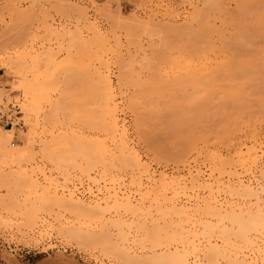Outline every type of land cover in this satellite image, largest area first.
<instances>
[{"label":"bare ground","instance_id":"6f19581e","mask_svg":"<svg viewBox=\"0 0 264 264\" xmlns=\"http://www.w3.org/2000/svg\"><path fill=\"white\" fill-rule=\"evenodd\" d=\"M71 5L69 4L66 9H68L69 14H76V32L67 30L59 36L63 35L71 39L72 42L69 43V46L76 43V66H74V61H70L69 58L67 59L70 62L69 64L65 59L62 65L60 62L58 65L54 62V59L57 58H54V51L52 50L51 52L47 50L48 53L45 51L47 55L45 57L41 56L42 58L39 57L40 55L26 56L27 52V54H16L17 52H14L16 56L8 55L4 57V55H7L5 54L7 52H4L8 48L6 43L11 41H9V38H4L5 42L0 39V50L4 53L0 57V70L6 71L11 76L14 73L15 76L13 77L21 79L16 87L11 86V88H13V92H22L25 98L20 107L21 113L25 115L24 118H27L25 122L29 125L22 146L13 144L15 134L12 129L4 130L0 128V166L10 163L11 165H9L12 168L15 166L20 168L23 167V164H28V166L32 164L38 155L35 153V146L37 139H39L37 146H39L41 157L44 160L46 159L45 161L49 166L55 168V172L62 173V176L65 174V181L69 182L68 177L70 175H66L68 174L66 172L69 170L68 168L72 169L73 172L75 170L80 173L81 175H79L83 176L85 181L92 183L95 187L100 186V181L109 182V186L114 187L124 180L126 181L127 179H124V177L129 175V186L140 191L137 193L133 191L136 195L139 193L140 198L138 196L139 199H136L132 194H128L130 192L127 194L120 193V189L116 191L115 187L105 188L106 195L104 198L95 201L91 199L92 201L88 202L77 196L75 198L69 193L68 195L58 193V195L54 193L55 191L50 190V187L52 188L56 182L55 179L51 178V173L48 177L44 171H39L44 184H46L42 186L34 175L35 172L28 174L27 171L32 169L27 170V167V171L24 169L6 174L3 173V170H0V185L3 184L2 187H4V184L11 185L13 183L17 187L21 186V189L28 190L30 193L28 196L35 198L30 204V209L28 208L33 212L42 209L43 211L46 210L48 214L51 211L50 208H52L55 211L57 210L59 218L60 213L63 215L61 220L67 216L70 219L72 218L75 221L73 222L74 225L69 226V228L58 229L63 233L60 235H63V238L67 241L89 249H100L105 255L111 254L110 257L113 254L116 259H120L124 264H264V203H262L264 181L262 182L259 179L264 178V132L258 127L264 122V50H259L260 44L256 42V38L259 41H264L263 17L258 18L261 24L256 22L255 27L257 28L251 25L254 29L245 30V25L242 24V28L238 26L236 24L237 19L235 20L232 16L237 26L232 24L234 26L232 27V34L229 32L230 35H228L229 37L232 35V37L228 38L229 41L227 42L226 33L224 32V34L221 31L222 29L215 27L216 21L215 23L212 22L215 18L219 20L221 16L220 18L219 16L212 17L213 19L209 20L211 13L217 11V9H219L217 11L220 13L219 15L222 13L220 12L222 8H220L221 5L218 0H204L201 9L196 6L195 16L184 26L163 27L149 21L144 22L137 19L122 22L119 12L120 15L117 14L118 16H115L113 20L120 26L118 27L115 24L113 30L110 33L108 32L109 34H104L88 22L86 9L75 8V6L73 7L74 4L71 7ZM61 7L64 8L62 5ZM242 9L244 8L242 7ZM57 12L59 11L57 10ZM262 13L264 16V11ZM102 14L100 11V15ZM104 14L102 17L107 18V13L104 12ZM212 14L215 16L217 13ZM227 15L225 14V16ZM80 22L86 25H83L84 32L78 28ZM120 23L125 27L122 28L123 26L121 27ZM250 24H252V21ZM225 25L223 26L225 27ZM246 25H249V23H246ZM117 27L122 28L121 30H124V33L117 30ZM133 27L135 28L134 34L136 33L137 37L133 35ZM115 28L121 35L125 34L123 37L125 42L122 41V38L120 39L121 36L116 35ZM248 31L251 34H248ZM85 32L88 34H86L87 36H85ZM141 34L142 36L144 34L146 38L144 43L140 39ZM22 37L24 38L22 39L23 42L24 40L27 42V37ZM21 38L19 37V39ZM19 39L17 37L16 40L19 43H14V45L21 44L22 40ZM64 39L67 41L66 38ZM254 39L253 43L256 44L251 45ZM63 40L59 44L64 43ZM230 44L232 45V51L229 49L231 48ZM66 46L68 45L66 44ZM60 49L58 53H60ZM246 49H249L251 55L255 56L252 58L247 57L249 51ZM260 49H262L261 46ZM255 51L259 52L255 53ZM67 53L70 52L67 50ZM257 55H259V59L255 58ZM72 62L73 64H71ZM71 66L74 67L71 68ZM73 70L76 71V137H66L67 134L65 136V133L63 138L58 135L53 137L52 133V137L49 135V140L45 137L40 139V137L38 138L40 128L44 127V130H46L45 127L56 129L57 124L60 125L61 122L65 123V121L68 123V118L69 122L73 123L71 121L73 115L71 118L70 113L66 110L70 104L69 102H71L66 88L70 83L71 76H73V73H69ZM113 70H116L117 77L114 76ZM26 74L31 75V79ZM113 78H116V82ZM59 88H64L61 90L62 93L59 94L60 98L52 100L50 94ZM173 91L185 93L186 91H197V93L200 92L199 94L201 92L208 94L210 92H223V94H225L224 92H230L229 95H226H228V98L231 97L232 100V120L228 122L232 123V134H230L232 142H227V144L230 143V146L232 145L231 158H225L216 149H211L209 144L211 138L208 139L207 136L198 135L196 137L186 134L187 136L181 135L178 137L180 133L173 135L170 132L173 133L175 130H167V133L173 137L168 135V138L164 139L165 134L163 132L166 131V125L165 130L160 131V134L161 132L164 134V140L161 135H158L159 131L156 135L155 140L158 144L152 150L154 154L153 158H150L151 160H142L139 154L134 151L131 147L129 129L122 120L121 115L127 111L128 113L132 112V115L135 116L134 126H140L142 120L147 118H152V121L156 119L155 121H157L161 116L159 115V109L158 111L155 110L160 101L162 103V100L161 97L156 96L164 95V93L168 95ZM136 94L144 95L145 100L140 101L141 98H138ZM148 101L156 102L149 103L150 105L147 104L146 106L145 102L148 103ZM140 102H144L145 107ZM137 104L143 107L142 109L146 112V115L138 112L142 109ZM167 106H164L166 109L162 106V109L166 111ZM172 106L175 109L173 108L174 110L170 111ZM172 106L166 112L170 111L172 113L175 111V114L167 116L168 121L176 124V126H180L186 120L189 122V118L193 119L197 116L198 110L194 114L196 116L190 117L189 114L184 116V113L182 115L183 113L179 111L181 106L173 104ZM159 107L161 108V104ZM45 108H49L46 114H44L47 111H45ZM176 109H178L177 113ZM201 109L203 110V108ZM157 112H159L158 116H155ZM216 113L214 112V114ZM60 115H62V120L59 118ZM204 116L205 112L202 118ZM215 117L218 118V115H215ZM215 117L210 115L207 118L208 121H206L209 122L210 118L215 119ZM197 118V121L202 120L204 122V119H200V115ZM219 118L224 119V121L227 120L222 116H219ZM214 119L210 121L214 122L216 120ZM228 120H230L229 117ZM158 122H156L157 125H161ZM192 122L195 121L192 120ZM146 123L147 121H144L143 125ZM143 125L141 126L143 127ZM157 125L155 127H158ZM196 125H194L196 128L205 126L199 125L198 122ZM62 126L64 125L62 124ZM162 126L164 127V125ZM176 126L174 125L175 128ZM137 127L134 132L144 133L142 128L138 129L140 127ZM220 127L216 129V132L219 133L220 131L221 133L223 131L219 129H224V127ZM52 128H49L50 131L47 133H51ZM226 129L224 131H228ZM44 130H42L43 133H45ZM176 130L181 131V129ZM197 130L199 131V129ZM197 130L195 132L198 133ZM139 136L141 135L139 134ZM158 136H161L159 141ZM214 139L213 141H215ZM220 139V137L219 139L216 137L218 144L222 140ZM227 139H225V142L228 141ZM142 141L140 140V142ZM198 143L203 144L207 149L199 151L197 148ZM146 145H149L150 149L154 143ZM223 146L225 147V144ZM225 148L228 149L227 145ZM149 149L148 151L152 152V148ZM58 150L60 153H58ZM199 160H203L201 165H205V167L203 166L205 171L200 168L201 166H198ZM166 162L169 165L170 162L180 164V166L183 165L186 170L168 174L166 170L156 173L152 169V164L155 163L159 167ZM166 165L168 164L166 163ZM183 166L181 167L183 168ZM43 169L45 170V168ZM95 173L99 174L98 178L92 177ZM79 184L82 185L81 181ZM118 188L120 187L118 186ZM87 194L90 197L97 198L101 193L99 189V193L95 194L92 188L89 187ZM3 198L0 200V205L5 209L7 201ZM19 210L22 211L21 207ZM5 212L11 214L8 209H5ZM27 213L29 219L24 216L27 222L24 220L28 224L25 227L32 229L35 226L38 229L37 217L34 216L36 214ZM94 225H97V227L92 230L90 227ZM129 243L135 244V246H137L136 244L148 243V245H153V249L150 248L152 251L142 256L138 252L139 256L135 252L136 250L131 251V248L128 247ZM143 248L145 249V247ZM58 257L60 258V256ZM71 262L69 261V264Z\"/></svg>","mask_w":264,"mask_h":264},{"label":"rangeland","instance_id":"374dc122","mask_svg":"<svg viewBox=\"0 0 264 264\" xmlns=\"http://www.w3.org/2000/svg\"><path fill=\"white\" fill-rule=\"evenodd\" d=\"M63 2L68 4V5L66 6V4H64ZM203 2H204V0H190V1L189 0H119V1H117V0H0V39H3V41L5 42L6 41L5 39L9 38V41H11V42L6 43L8 48H6L7 50L4 52H7V53H5L7 55H4V53L0 50V57L3 55H4V57H6L8 55L14 57V56H16V54L26 53V52L28 53V54L26 53L27 54L26 56H29V55L30 56H39L40 55L39 57H41V56L45 57L47 55L46 54L47 50H49L50 52L52 50V51H54V53L52 52L54 54V58H57V59H54L55 63H57L59 65V62H60L62 65L64 63V60L66 59L65 61L68 62L67 59L69 58L70 61H74V63H75L74 66H76V43L74 45L72 44L71 46H69L70 45L69 43L72 42V41H70L71 39L64 37L63 35L59 36V34H64V32L67 30H71L73 32H76V29H75L76 25H77L76 24V22H77L76 14L75 13H70V14L68 13V9H66V7H69V4L70 5L74 4L73 7L75 6V8L80 7L82 9H86L87 12L85 10L84 11L87 13L88 22L92 23L96 28H98L104 34H109L111 32V30H113V27H115V24H116L114 22L113 18H115V16H118L120 14H121L120 16H121L122 22H128V21H132L133 19L134 20L137 19L138 21H144V22L149 21L155 25H160L163 27H166V26H184L187 24V22L188 23L190 22V19H192L193 16H195V13L197 12L198 7H199V9L203 8L202 7ZM218 2L221 6L224 7L223 8L220 6V8H222V9H220V12H222L223 15H222V13H221V15H219L220 13L217 12V11H219V9H217V11L212 12V13H217V14H215V16H214V14L211 13V16H210L211 18L209 20L213 19L214 17H218V16L220 18V16H221V18L219 20H218V18H215V20H213L212 22L215 23V21H216L215 27L220 28V30L222 29L221 31L223 33L224 32L226 33V34L225 33L224 34L227 38V42L229 41L228 38L232 37V35L230 37L228 35L232 34V27H234L233 25L235 24L234 21L236 19H237L236 24L238 26H241V28L243 27L242 24H244L246 27V29L244 28L245 30L257 28L255 26L257 25L256 22L257 23L259 22V20H258L259 17L262 16L263 17L262 20H264V16L262 15L263 14L262 11H264V9H262V8H264V0H239V1H236V0H218ZM235 2H238V3L241 2L240 3L241 6H240V4H238V3L236 4ZM61 5L64 6V8H62ZM72 5H71V7H72ZM259 5H260V8H259ZM55 6H57V7L55 8ZM196 6H197V8L195 9ZM242 7L244 9H242ZM107 9H109V10H107ZM261 9H262V11H260ZM57 10L59 12H57ZM60 10H61V12H60ZM99 10L101 11V13H103L102 15H105L104 12L107 13L106 14L107 18L105 16L102 17V15H100ZM221 10H223L224 12ZM119 12H120V14H119ZM67 13H68V15H67ZM234 13H235V15H234ZM225 14H228L227 15L228 17L225 16ZM255 14H257V15H255ZM111 16H112V18L110 19ZM232 16H234L235 20L232 18ZM107 19H108V21H106ZM109 19H110V22H109ZM243 19H244V22L242 23ZM221 20H223V21L220 22ZM251 21H252V24H250ZM80 23L81 24L78 25V28L84 32L83 25L84 26H86V25L83 22H80ZM225 23H226V25H225ZM246 23L247 24L249 23V25H246ZM259 23L261 24V22H259ZM123 24H125V23H123ZM220 24L224 29L220 26ZM236 24H235V26H237ZM223 25H225V27L227 26L228 29L225 28ZM251 25L254 26V28H252ZM46 26H48V27H46ZM116 26H118V25L116 24ZM121 27L124 28L125 26L121 24ZM122 28H118L117 30H121ZM238 28H240V27H238ZM132 29H133V35L136 36V33L134 34L135 28L133 27ZM114 30L116 32V35L121 36L120 39L122 38V41L125 42V40L123 38L125 34L121 35V33H124L123 32L124 30L123 31L121 30V33H119V31H116V28ZM227 32H228V34H227ZM229 32H230V34H229ZM48 33H50L49 36H48ZM54 33H55V35H54ZM56 34L58 35V38H57ZM84 34H85V36L88 35L86 32ZM248 34H251V33H249V31H248ZM22 36L27 37V39H26L27 42H25V40L23 42L22 39H24V38ZM61 36H62V38H60ZM141 36H142V34H141ZM17 37H18V39H19V37L20 38L22 37L19 40H22L23 43L20 41L21 44H15L14 45V43H19L16 40ZM59 38H60V40H59ZM64 38H66L67 41H65ZM61 39L62 40L64 39L63 40L64 43L62 42V44H59L62 41ZM134 39L136 40V38H134ZM140 39H141V41L143 40V43H144V41L146 40L144 34ZM140 39H137V40H140ZM3 41H1V42H3ZM231 41H230V43L232 44ZM254 41H255V39L252 41L251 45L256 44V43H253ZM256 42H257V44H260V46L262 47V49H260V46H259V50H264L263 49L264 48V41H262V40L259 41V39L256 38ZM58 44L65 47L66 50H65V48L62 50L63 47L60 49L61 46H59ZM66 44L68 46H66ZM231 44H230L231 48L228 47L230 49V51H232V45ZM6 45H5V47H6ZM253 46H252V48H253ZM249 48H251V47H249ZM59 49L61 50L60 51L61 54L58 53ZM243 49H242V51H243ZM254 49H256V48H254ZM42 50H43V52H42ZM67 50L70 53H67ZM246 50L249 51V49H246ZM253 50H252V52H254ZM230 51H229V53L231 54ZM14 52H17V53L15 54ZM244 52H245V50H244ZM244 52H243V54H244ZM258 52L259 51H257V52L255 51V53H258ZM13 54H15V55H13ZM58 54H60V56H58ZM248 55L249 56H247V57H249V58L250 57L252 58L253 56H255L253 54L251 55V51H249ZM244 56H246V55L244 54ZM255 58L259 59V55H257V57H255ZM69 63L70 62H68V64ZM71 64H73V62ZM54 65L56 66V64H54ZM73 67L71 66V68H73ZM74 69H76V68H74ZM73 71H75V70H73ZM73 71L69 73V74L73 73V76L70 75L72 78V79L70 78V83H69L70 87L68 85V87L66 88V90L70 96L71 102H74V103L69 102L70 104L67 106L68 108H66V110H68V113H70L69 116L71 118L73 115V118L72 119L70 118L73 123L69 122V118H68L67 120H68L69 125H68V123H66L67 121H65L66 124L64 122H61L60 125L57 124L58 127H56V129L49 127L50 129L52 128V131L54 129V131L53 132L51 131V133H47L48 131H50V130H48L49 129L48 127H45L47 131L44 130V127L42 129L40 128L38 131V138L40 137V139L41 138L44 139V137H45V139L49 140L52 133H53V135H52L53 137H55V136L57 137V135H58L60 138H63L64 133H65V136L67 134L66 137H69V138H73V137L75 138L76 137V123H75L76 122V71L75 72H73ZM113 73H114V76H116V77L118 76L116 70H113ZM26 75L28 77L30 76L29 79H31V75H29V74H26ZM0 76H1L0 77V91H1L0 92V103H2V100L5 98L6 99V105L14 102L20 107L22 105V103L24 102L25 98L23 97L22 92H13V88L16 87V85L19 83V81L21 79L19 77H13V76H15L14 73H12V76H11V74H8V73H6V71H3V70H0ZM61 76H63V75H61ZM113 80L116 82V78H113ZM11 86H13V88H11ZM63 89L64 88H59L58 90L54 91V93L52 92L50 94L52 100L60 98L59 94L62 93L61 90H63ZM199 93H197V91L196 92L186 91V93L180 92V91H176V92L173 91V93L170 92V94H168L169 96L165 95V93H164V95L163 94L157 95L156 97H161L160 99L162 100V103L160 101L158 106H156L157 108L155 111H158V109H159V112H160L159 115L161 116V118H160L161 121H159L160 119H158V117H157V119H158L157 121H155L156 119L155 120L153 119L154 121H152V118L150 117L151 119L147 118L145 120H142L141 124L136 122L137 124H140V126L137 125L140 128H138L137 126H134L135 125V121H134L135 116L132 115V112L128 113V111H127L121 115L122 120H124L127 128L129 129L131 147H133L134 151L139 154V156L141 157L142 160L146 161L147 159L151 160L153 158L154 151H152V150H154L157 146L156 144H158L156 142L157 140H155L158 131H159L158 135H161L162 139L164 136H165L164 139H167L168 135H169V137H173V136H171V134L174 135L175 133H180L178 137H180L181 135L187 136L186 134H188V135L191 134V135L196 136V137H198V135H202L203 137L207 136L208 139L211 138V139H209L210 140L209 144L211 146L210 147L211 149H214V150L216 149V151L219 152L220 154H222L223 157H225V158L226 157L231 158V156H232V145L230 146V143L227 144V142H229V141L232 142L231 141L232 138L230 136V134H232L231 133L232 123H228L229 121L231 122V120H232V100L230 99L231 97L228 98V95H229L228 93H230V92H224L225 94H223V92L222 93L221 92H210L209 94L205 93V92H201V94H199ZM53 94H55V95H53ZM226 94H228V95H226ZM136 95L138 96V98L139 97L141 98L140 101H142V99L145 100L144 95H141L142 97L140 96V94L139 95L136 94ZM131 96H132V94H131ZM133 96L135 97V95H133ZM137 96L135 98H137ZM165 96H167L166 99H165ZM163 98H164V101H163ZM156 99H154V100H156ZM158 100H159V98H158ZM137 101H138V99H137ZM149 101H148V103H146L147 101L145 102L146 106H147V104L150 105L149 103L152 104V102L154 103L157 100L151 101V102H149ZM140 103H141V105L143 104L142 105L143 107H145L144 102H140ZM160 104H161V108L159 107ZM168 104H170L171 106H172V104L179 106V107L181 106L180 107L181 110L179 108V111H181L183 113L182 115H184V113H185L184 116H186L187 114H189L190 117L196 116L194 114H196V111L198 110L197 116L193 117V119L189 118V116H188L189 119L188 118L187 119L189 122H187V120H186L185 123L182 122L180 124V126H182V127H180L178 125L176 126V124L170 123V121H168L169 118L167 115L175 114V111H173L172 113L170 112V111L175 109L173 106H172V108H170L171 110L168 113L166 112V111H168L169 107H171ZM155 105H157V104H155ZM162 106L164 109H166L164 106H167V110L166 111L163 110ZM198 106H200V107L197 108ZM143 107L139 106V108H141V109ZM201 108H203V110ZM205 108H206V110H204ZM138 109H136V111H138ZM141 109H139V110H141ZM20 110H21V107H20ZM48 110H49V108L48 109L45 108L46 112H44V114H46L48 112ZM162 110H163V112H161ZM177 110L178 109H176V113H177ZM199 110L201 111V113H199L200 112ZM138 112L143 113V114L146 113L143 109L141 111H138ZM159 112H157L155 116H158ZM204 112H205V116H206V117L205 116L204 117L206 119L204 117L202 118ZM214 112H217V113L220 112V113L214 114ZM212 114H214V115H212ZM199 115H200V119H204V122L202 120H201L202 123H200L201 122L200 120L197 121V119H198L197 117H199ZM210 115H211V117H215V115L216 116L218 115V118L215 117L216 120L213 118L215 120L214 122H211L210 120H213V119L210 118L209 122H211V123H209V122H207L208 121L207 118H209ZM24 116L25 115L22 113L21 119H22V121L24 120L23 123L25 122V120H27V118L26 117L24 118ZM219 116H222L223 118H225L227 120L224 121V119L223 120H222V118L220 119ZM228 117L230 120H228ZM59 118L62 120V115H60ZM191 119L193 121H195L196 123L198 122L199 125L202 124L205 126H201L203 128H201L199 126L196 128L195 127V126H197L196 123L195 122L193 123ZM219 119H220V121H219ZM165 120H166V122H165ZM221 120H222V122H221ZM144 121H147V123H146L147 125L146 124L143 125ZM226 121H227V123H226ZM156 122L160 123L161 125L158 126ZM148 123L152 126L156 124L158 127H155L156 125L152 127ZM186 123H187V125H186ZM188 123H189V126H188ZM208 123H209V125H208ZM62 124L64 126H62ZM263 124H264V122H263ZM263 124H261V126L259 125L258 127H259V129H261L264 132V125ZM27 125H28V123L26 124V122H25V125L22 129H19L18 127H14V126H12V127L0 126V128H2L4 130H11L12 129V131H14V134H15L13 144L15 146H22V141H23L25 134H26L25 132L29 129V125L28 126ZM141 125H143V127ZM162 125H164V127ZM165 125H166V131H164ZM174 125L176 126V128L174 127ZM190 125H192V126H190ZM171 126L174 127L175 129L174 128L171 129L172 128ZM220 126H223L224 129L227 128L226 130H228V131H224V129L222 128V129H219V130H223V131H221V133H220V131H219V133L216 132L217 131L216 129L218 127L221 128ZM136 127L138 129L142 128L145 135L143 132H140V131L134 132ZM191 127H192V129H191ZM132 128H133V130H132ZM162 129H163V131H164L163 133L165 135L162 134V132L160 134V131H162ZM176 129H178V130L181 129V131L179 130V132H178ZM197 129H199V131ZM209 129H210V131H209ZM42 130H44L45 133H43ZM167 130H171V131L175 130V131L173 133L170 132L171 134H169V133H167ZM196 130L198 131L199 134L197 132H195ZM40 132H42V133L40 134ZM141 133H143V134H141ZM212 133H214V134H212ZM43 134H44V136H42ZM74 134H75V136H74ZM139 134L141 136H139ZM222 135H223V137H221ZM224 135H226V136H224ZM161 136L157 137L158 141H159V138L161 139ZM212 136H216L218 139L220 137L223 140L222 141L220 139L221 142L222 143L224 142L223 145L225 144V147L227 145L228 149L225 148L221 142L219 143L220 144L219 145L217 140H216V137H214L215 138L214 139ZM227 136H228V139H227ZM138 137L142 138L143 141H142V139H139ZM213 139L215 141H213ZM225 139H227L228 141L225 142ZM140 140L142 142H140ZM211 140L213 141V144L211 143L212 142ZM143 142L145 145L143 144ZM151 142L154 143V145H152ZM214 142H216V143H214ZM38 144H39V139H37L36 146H35V153L38 155L36 156V158L32 164H30L29 166H28V164L27 165L23 164V167L18 168L15 166L12 168V166H10L11 164L7 163V165L3 164L4 166L3 165L0 166V170L1 171L3 170V173L6 174V173L13 172V171L16 172L17 170H20V171L24 170V169L26 170V167H27V170L32 169L30 171L26 170L28 172V174H32L33 172H35L34 175L36 176V178H38V181L41 182L40 184H42V186H45L46 184H44L43 177L41 174H39V171H42V172L44 171V173L48 177L51 176V178L55 179V181H56L54 183V185L52 186V188L50 187V190L52 192L55 191L54 193H57V194L59 193L60 195H68V193H69L72 196H74L75 198L77 196V197H79V198H81L87 202L92 201V200L95 201L97 199L104 198L106 195V192H105L106 189L111 188V187L112 188L115 187L116 191H118V189H120L119 190V191H121L120 193L124 192L125 194H127L128 192H130L128 194H132L133 196H135L136 199L140 198L139 193L137 195L134 194V192L137 193L140 191L138 189H135V188L133 189L129 186L130 185L129 184V181H130L129 175H128V177L127 176L124 177V179H127L126 181L124 180L122 183L115 185L114 187L109 186V182H102V181H100V186L95 187V186H93L92 183L85 181L83 176H80L81 175L80 173L76 172L75 170L73 172L72 169L68 168L69 169L68 170L66 168L68 170V171H66L68 173L66 175L67 176L70 175V176L68 177L69 182L65 181L64 180L65 174H63V176H62V173L55 172L56 171V170H54L55 168H52L51 166H49V164L45 161L46 159L44 160L43 157H41V155L39 153V148H38L39 146H37ZM146 144L152 145L151 146L152 149L150 148L152 152L148 151L150 146L146 145ZM213 146H214V148H213ZM197 148L199 149V151H203L204 149L205 150L207 149V147H205L201 143H198ZM58 153H60L59 150H58ZM41 160H42V162H41ZM202 161L199 160L198 166H201L200 168L203 171H205V169H204L205 165H201ZM166 163L168 165H166ZM166 163L161 164L162 166H159V167H158V165H156L154 163V164H152V167H153L152 169L154 171H156V173H159L160 171L166 170V173L168 172V174H171V172L174 173V172H178V171L181 172V171L186 170L183 165H181V166H183V168H182L180 166V164H174V163L170 162V165H169L168 162H166ZM205 163H203V164H205ZM164 164H165V166H164ZM5 167H7V168H5ZM39 167L41 170L39 169ZM33 168H34V170H33ZM43 168H45V170ZM173 170H175V171H173ZM17 172H19V171H17ZM50 173H51V175H50ZM52 173L54 176L52 175ZM92 177L98 178L99 174L95 173V175H92ZM259 179L262 182L264 181V178H262V177ZM80 181L82 184L81 186L79 184ZM12 185H13V183H11V185L10 184H8V185L4 184V187H2L3 184H2V186L0 185V200L3 197H4L3 199H6L7 206L5 207V209H8V211L11 213L9 215L7 212H5L4 207H1V205H0V264H43V263L44 264H59V263L62 264L63 262H65L63 264H67V262L69 264V261L71 262L72 260H73L71 262L72 264H100L101 262H102L101 264H124V262H122L120 259H118V258L116 259V257L113 256V254H112V257H110L111 254L105 255V253L103 251L101 252L100 249L99 250L98 249L94 250L93 248L89 249V248L84 247V246H77L76 243H74V242L67 241L65 238H63V235H60L62 232L58 229H61L63 227L69 228V226L71 227V225L75 224V223H73L75 221H73L72 218L71 219L68 218V216L65 217L64 219L62 218V220H61V217H63V215L60 213V218H59L58 217L59 213H57V210L55 211L52 208H50L51 211H49L50 209L48 210L50 215H49V213L48 214L46 213V210L43 211L42 209L39 210L40 213H39V211L33 212V211L29 210L30 204L32 201L35 200V198L33 199L32 198L33 196H28V195H30V193L25 188H24L25 189L24 190V189H21L22 188L21 186L17 187V185H13V186ZM118 186L120 188H118ZM89 187L92 188V191L95 192V194L96 193L98 194L99 189H100L101 194H99V196L97 198L90 197V195L87 194ZM17 188L22 190V191H20V190L18 191ZM8 189H10L9 192H8ZM56 190H57V192H56ZM138 196H139V198H138ZM30 198H31V200H30ZM262 200H263V202H262ZM262 200H261V202L264 203V198ZM8 202H9V204H8ZM13 204H17V205H13ZM15 207H17L18 209ZM20 207H21L22 211L19 210ZM10 209H13V210L10 211ZM52 211H53V214H52ZM27 212H29V213L31 212V214L32 213L36 214L34 216L37 217L36 223H37L38 229H37V227L35 228V226H34L35 229L34 228L30 229L28 227H25L26 225L28 226V224H26V222H27L26 218L28 217ZM43 212H45V213L43 214ZM26 213H27V215H26ZM54 215L56 218L54 217ZM24 216H26V218ZM30 217H33V216L30 215ZM57 218H59L60 220L59 219L57 220ZM24 219L26 220V222ZM27 219H29V217ZM56 220H57V222H56ZM66 221H67V223H66ZM47 222H49V223H47ZM74 227H76V226H74ZM77 227H79V226H77ZM82 227H84V226H82ZM96 227H97V225H94V226H91L90 228L92 230H95ZM58 231H59V233H58ZM34 241H36V242H34ZM143 244L142 245L136 244L137 246H135V244H133L134 245L133 246L132 243H129L130 246L128 245V247L131 248V251H133V252L136 250L135 252L137 254L139 252V254L142 256L145 253L152 251V249H153V245L149 244L150 245L149 246L148 243H143ZM140 245H141V247H140ZM145 245H147V246H145ZM143 247H145V249ZM136 248H138V249H136ZM150 248H152V249H150ZM65 249H68V250L65 252ZM96 250H97V252H96ZM58 256H60V258ZM59 259L61 260V262H59L60 261Z\"/></svg>","mask_w":264,"mask_h":264},{"label":"built area","instance_id":"2783aa9c","mask_svg":"<svg viewBox=\"0 0 264 264\" xmlns=\"http://www.w3.org/2000/svg\"><path fill=\"white\" fill-rule=\"evenodd\" d=\"M21 118L22 113L20 107L14 102L6 105V99L4 98L2 100V103H0V126H14L22 129L24 127V123ZM67 250L68 249H65V252Z\"/></svg>","mask_w":264,"mask_h":264},{"label":"crops","instance_id":"0c3cea01","mask_svg":"<svg viewBox=\"0 0 264 264\" xmlns=\"http://www.w3.org/2000/svg\"><path fill=\"white\" fill-rule=\"evenodd\" d=\"M1 77V76H0Z\"/></svg>","mask_w":264,"mask_h":264}]
</instances>
